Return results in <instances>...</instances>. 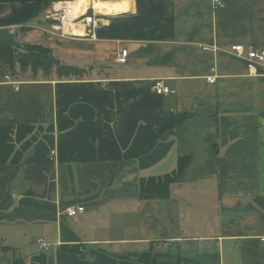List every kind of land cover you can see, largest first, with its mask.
Wrapping results in <instances>:
<instances>
[{
    "label": "crops",
    "instance_id": "1",
    "mask_svg": "<svg viewBox=\"0 0 264 264\" xmlns=\"http://www.w3.org/2000/svg\"><path fill=\"white\" fill-rule=\"evenodd\" d=\"M118 1L76 37L46 33L43 3L0 4V40L113 68L0 75V264H264V64L231 52L264 50V0Z\"/></svg>",
    "mask_w": 264,
    "mask_h": 264
},
{
    "label": "trees",
    "instance_id": "2",
    "mask_svg": "<svg viewBox=\"0 0 264 264\" xmlns=\"http://www.w3.org/2000/svg\"><path fill=\"white\" fill-rule=\"evenodd\" d=\"M61 0H0V4L4 3H33L40 2L51 4ZM65 1V0H64ZM90 13L92 11L90 10ZM112 66L96 69L92 67L73 66L66 63H61L55 56L53 51L48 47L34 44L17 43L14 40H0V75L5 77L9 74L15 80L35 79L38 76L49 80H89L93 72H106L107 74ZM186 117L175 118L171 115L172 128L179 125ZM183 167L184 162H181ZM62 251L80 253L79 247L75 245L62 246Z\"/></svg>",
    "mask_w": 264,
    "mask_h": 264
},
{
    "label": "built area",
    "instance_id": "3",
    "mask_svg": "<svg viewBox=\"0 0 264 264\" xmlns=\"http://www.w3.org/2000/svg\"><path fill=\"white\" fill-rule=\"evenodd\" d=\"M69 1H55L52 2L49 7L47 8L46 13V22L48 23V29L46 30V33L49 34L50 37H76L71 34H66L63 31V27L66 24L73 23L77 28H83L86 32L88 29H94L97 27V13L93 8H90L92 13H90V10H88L85 14H82L76 19L72 20V16L74 14V8L68 5ZM213 4L215 7V10L220 9L223 7V0H213ZM204 50H208L207 47L203 48ZM215 49V48H214ZM217 50V49H215ZM232 53H235L240 58H245L246 60H249L251 64H264V50H258L253 46L244 47L241 45H234L231 49ZM128 56V50H123L120 55L117 57V63L123 64L126 63ZM213 71V70H212ZM211 71V72H212ZM10 75H6L4 79L10 80ZM207 80L210 83H214L216 80L215 75H210ZM18 90V88H16ZM153 90L160 96L169 95L171 94V91L162 81H155L153 85ZM56 151H52V155H55ZM86 211V208L84 206L79 207H68L65 214L67 217L75 218L79 215H82ZM261 244L264 246V237L260 238ZM37 245L39 249L47 251L49 250L50 246L45 243L42 239L37 241Z\"/></svg>",
    "mask_w": 264,
    "mask_h": 264
},
{
    "label": "bare ground",
    "instance_id": "4",
    "mask_svg": "<svg viewBox=\"0 0 264 264\" xmlns=\"http://www.w3.org/2000/svg\"><path fill=\"white\" fill-rule=\"evenodd\" d=\"M68 5L74 8L72 20L78 18L82 14H85L91 7L94 8L96 12H100L101 14H119L120 12L128 9L127 2L118 0H74L73 2H68ZM63 29L65 33L72 35L80 34L81 32L73 23L66 24Z\"/></svg>",
    "mask_w": 264,
    "mask_h": 264
},
{
    "label": "water",
    "instance_id": "5",
    "mask_svg": "<svg viewBox=\"0 0 264 264\" xmlns=\"http://www.w3.org/2000/svg\"><path fill=\"white\" fill-rule=\"evenodd\" d=\"M48 7H49V4H48V3L44 5V8H45V9H47ZM100 15H101L102 17L105 16V14H100ZM39 23H40V22H39ZM43 24L45 25V24H47V23H44V22H43ZM172 132H173L172 130H169V131L165 132V135L161 138V141H162V142H165L166 140H168L169 136L172 135Z\"/></svg>",
    "mask_w": 264,
    "mask_h": 264
},
{
    "label": "rangeland",
    "instance_id": "6",
    "mask_svg": "<svg viewBox=\"0 0 264 264\" xmlns=\"http://www.w3.org/2000/svg\"><path fill=\"white\" fill-rule=\"evenodd\" d=\"M66 1H69V2H73L74 0H66ZM101 1H103V0H101ZM92 8V7H91ZM94 9V8H93ZM50 25V24H49Z\"/></svg>",
    "mask_w": 264,
    "mask_h": 264
}]
</instances>
